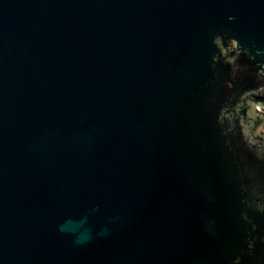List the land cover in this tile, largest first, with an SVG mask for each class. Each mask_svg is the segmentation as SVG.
I'll return each mask as SVG.
<instances>
[{
  "label": "water",
  "instance_id": "95a60500",
  "mask_svg": "<svg viewBox=\"0 0 264 264\" xmlns=\"http://www.w3.org/2000/svg\"><path fill=\"white\" fill-rule=\"evenodd\" d=\"M264 0H0V264H264Z\"/></svg>",
  "mask_w": 264,
  "mask_h": 264
},
{
  "label": "flooded vegetation",
  "instance_id": "af4514ba",
  "mask_svg": "<svg viewBox=\"0 0 264 264\" xmlns=\"http://www.w3.org/2000/svg\"><path fill=\"white\" fill-rule=\"evenodd\" d=\"M254 112L258 113V114H261L263 116V118H264V109L256 107ZM259 133L264 135V123H263L261 129L259 130Z\"/></svg>",
  "mask_w": 264,
  "mask_h": 264
}]
</instances>
